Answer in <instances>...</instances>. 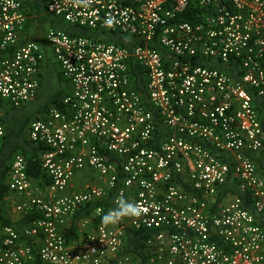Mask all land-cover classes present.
<instances>
[{
    "label": "built area",
    "instance_id": "built-area-1",
    "mask_svg": "<svg viewBox=\"0 0 264 264\" xmlns=\"http://www.w3.org/2000/svg\"><path fill=\"white\" fill-rule=\"evenodd\" d=\"M47 11L95 36L51 26L24 40L28 0H0V112L35 98L49 59L67 83L62 108L27 130L45 148L39 177L21 153L10 163L13 213L34 219L20 231L0 221V264H137L128 228L147 232L155 264H264V0H47ZM5 134L0 121V150ZM113 190L114 205L68 238L67 220ZM128 204L140 215L118 216Z\"/></svg>",
    "mask_w": 264,
    "mask_h": 264
},
{
    "label": "trees",
    "instance_id": "trees-1",
    "mask_svg": "<svg viewBox=\"0 0 264 264\" xmlns=\"http://www.w3.org/2000/svg\"><path fill=\"white\" fill-rule=\"evenodd\" d=\"M30 10L31 13L40 14L41 18L45 21H49L52 27L62 29L71 35L82 34L86 36H95V33L88 29H80L69 24L65 25L62 23L61 18L48 13L47 15V0H32L30 2ZM105 39L110 42L120 41L124 45H129V42L120 36H108ZM49 62L50 59L41 74L40 86L35 98L27 105L20 108H14L3 103V109L0 112V121L4 124L6 129V134L0 150V221L5 224L13 225L19 231L24 225H28L32 222L34 215H26L17 222H12L4 215L2 204L9 195L6 178L10 163L15 154L21 153L26 158L29 174L34 179L39 177L41 163L38 158L35 159V156L39 151H44L45 148L41 149L31 144L27 138V130L34 120L42 118L45 115L51 105L56 104L58 107L62 108L61 100L67 90V85L62 78L61 72L59 70L55 71L54 69H52L53 71L47 70V67L50 66L48 64ZM55 77L56 80L53 82ZM144 86V83L139 81L138 88L142 93H145ZM257 161L264 174V161ZM227 189L235 191V187L232 184L228 185ZM115 193L116 190H113L105 200L98 203L86 204L78 209L72 218L71 225L68 226L66 234L68 238L78 235L82 220L89 216L97 205H104L105 207L113 206ZM146 235L147 232L144 230L127 229V244L125 251L134 253L139 257L137 264H155L145 251ZM37 264H40V262Z\"/></svg>",
    "mask_w": 264,
    "mask_h": 264
},
{
    "label": "crops",
    "instance_id": "crops-1",
    "mask_svg": "<svg viewBox=\"0 0 264 264\" xmlns=\"http://www.w3.org/2000/svg\"><path fill=\"white\" fill-rule=\"evenodd\" d=\"M31 1L32 0H28V9H29V12H30L29 14H31V15L29 17L27 29H26V31L24 33V40H29V39H27V37H29V36L30 37L31 36L32 37H38L40 35V33H41V23H42L43 19L41 18L40 14L38 15V14L33 13V12L31 13V10H30V2ZM47 13L51 14L48 11H46V14ZM43 21H45V20H43ZM80 182H82L81 176H77L74 179V184L79 185ZM5 217L8 218L9 220H11L12 222H17V221L21 220L24 216L20 212L16 211L11 216H5ZM72 218H69L67 220V225L66 226L71 225ZM11 226H13V225H11Z\"/></svg>",
    "mask_w": 264,
    "mask_h": 264
},
{
    "label": "rangeland",
    "instance_id": "rangeland-1",
    "mask_svg": "<svg viewBox=\"0 0 264 264\" xmlns=\"http://www.w3.org/2000/svg\"><path fill=\"white\" fill-rule=\"evenodd\" d=\"M62 23H64L65 25H68L64 20L62 21ZM51 26L52 25H51V23L49 21H47V20L46 21H42L40 35L38 37H32V36L30 37L29 36V37H27V39H34V40H40V41H42L44 39V37H45L46 31ZM48 64L50 66L47 67V70H49V71L52 70V69H54L55 71H58L59 70V66H58L57 62L54 61V59H52V60L50 59V62ZM55 80H56V77L53 80V82H55ZM66 85H67V83H66ZM18 200H20V197L19 196H16L15 194H9L7 196V198L4 200V202L2 204V208H3V212H4V215L5 216H11L13 214V205Z\"/></svg>",
    "mask_w": 264,
    "mask_h": 264
},
{
    "label": "clouds",
    "instance_id": "clouds-1",
    "mask_svg": "<svg viewBox=\"0 0 264 264\" xmlns=\"http://www.w3.org/2000/svg\"><path fill=\"white\" fill-rule=\"evenodd\" d=\"M109 23H111L109 21ZM141 209L138 205H134V204H128L126 206V208L122 211H120L117 215L118 216H123V215H140ZM113 217L111 215H109L108 217H105V219H112Z\"/></svg>",
    "mask_w": 264,
    "mask_h": 264
}]
</instances>
